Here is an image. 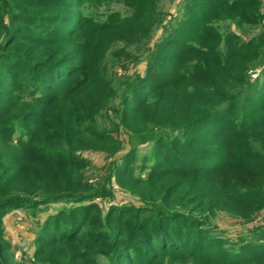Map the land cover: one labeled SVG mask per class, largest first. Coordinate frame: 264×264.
Instances as JSON below:
<instances>
[{
	"label": "trees",
	"instance_id": "1",
	"mask_svg": "<svg viewBox=\"0 0 264 264\" xmlns=\"http://www.w3.org/2000/svg\"><path fill=\"white\" fill-rule=\"evenodd\" d=\"M162 1L99 19L87 0H0V264H264V228L229 245L211 221L264 209V34L216 27H258L262 1L183 0L146 48ZM109 55L125 80L115 138L95 119L115 94ZM98 143L115 148L94 185ZM115 186L139 204L116 205ZM15 210L47 214L26 260L6 234Z\"/></svg>",
	"mask_w": 264,
	"mask_h": 264
},
{
	"label": "rangeland",
	"instance_id": "2",
	"mask_svg": "<svg viewBox=\"0 0 264 264\" xmlns=\"http://www.w3.org/2000/svg\"><path fill=\"white\" fill-rule=\"evenodd\" d=\"M262 1V11L264 12V0ZM84 11L93 17L102 19L111 12H120L123 15H127L131 9L126 6L122 0H87L84 6ZM183 7V0H163L159 4V9L163 15V23L161 26L157 27L152 34V41L148 44V41L143 43L144 47H151L152 44L159 40L166 28H169L175 23V21L180 17ZM216 27L220 32H227L233 30L235 33L240 35L244 40H248L252 37H256L264 34V20L258 27H248L244 26L238 28L235 24L230 25V23L219 22ZM143 47V48H144ZM146 47V48H147ZM136 56L133 59L136 62L135 67L130 71L132 73H143L146 68V56L141 55V53L133 52ZM132 62V63H134ZM111 55L107 59V67L112 71L110 76L112 77L113 87L115 89V94H113L112 99L110 98L108 103H105L96 113L95 119L98 125L99 132H105L111 135L113 138L116 137L114 132V123H117L116 112L120 110L119 106L122 104V86L124 79L121 76V66L115 67ZM117 75V76H116ZM111 138V137H108ZM124 138V137H123ZM126 138V137H125ZM124 138V139H125ZM124 142H126L124 140ZM97 150L89 149L84 152V156L90 163V166L86 173V178L90 183L97 185L101 182L104 172L112 161V153L115 146L103 143H98L95 146ZM148 151V147H144L140 150L139 155H143ZM114 203L119 205L121 203L138 205V200L130 194L124 193L118 189L117 186L113 188ZM97 202L101 205H106L105 200L98 199ZM60 206H51L52 211H55ZM49 210V211H50ZM47 217V214L43 212H38L35 215L26 212L24 210H15L9 213L5 217V227L6 234L13 245V249L16 251L19 259L32 258L35 251V239L39 231L42 222ZM214 226V230L217 235H222L223 239L228 241V244H234L238 236L244 234H250L251 231L264 228V209L256 215L253 220L249 223H245L242 219L229 215L227 213H218L211 220ZM259 231V230H258Z\"/></svg>",
	"mask_w": 264,
	"mask_h": 264
}]
</instances>
